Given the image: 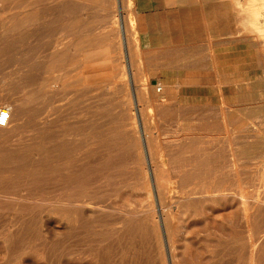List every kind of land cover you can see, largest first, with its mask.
Returning a JSON list of instances; mask_svg holds the SVG:
<instances>
[{
	"label": "rangeland",
	"instance_id": "374dc122",
	"mask_svg": "<svg viewBox=\"0 0 264 264\" xmlns=\"http://www.w3.org/2000/svg\"><path fill=\"white\" fill-rule=\"evenodd\" d=\"M235 7L0 2V264H264V57Z\"/></svg>",
	"mask_w": 264,
	"mask_h": 264
},
{
	"label": "bare ground",
	"instance_id": "6f19581e",
	"mask_svg": "<svg viewBox=\"0 0 264 264\" xmlns=\"http://www.w3.org/2000/svg\"><path fill=\"white\" fill-rule=\"evenodd\" d=\"M4 1L5 0H0L1 3H4ZM118 1H121V0H118ZM234 2L236 3L235 8H237L238 12L243 15L242 16L244 18L243 28H245V30L249 33V35H245V36H248L249 38H251L258 46V52H257V50H256V52H257V56L260 60L261 56L264 57V0H243L242 3L240 2V0H234ZM119 3H121V2H119ZM121 7L122 6H120V8ZM123 9H124V7H123ZM123 12H125V10ZM118 13H120V12H118ZM2 27H0V81H3L4 65H5V60H4L5 59L4 58L5 53H4L3 43H2L3 36H4V30ZM13 29H16V23H14ZM128 36L129 35L123 36L124 41H125V45H126V40H127ZM135 42L137 45V40ZM126 49H127V45H126ZM80 57H82V56H80ZM5 107L8 109V119H7V123L4 126H6L8 124V122L10 121V118H11L10 107H8V106H5ZM4 126H0V129L3 128ZM163 137H165V136H163Z\"/></svg>",
	"mask_w": 264,
	"mask_h": 264
},
{
	"label": "built area",
	"instance_id": "2783aa9c",
	"mask_svg": "<svg viewBox=\"0 0 264 264\" xmlns=\"http://www.w3.org/2000/svg\"><path fill=\"white\" fill-rule=\"evenodd\" d=\"M8 119V109L6 107H2L0 109V126H4L7 123Z\"/></svg>",
	"mask_w": 264,
	"mask_h": 264
},
{
	"label": "crops",
	"instance_id": "0c3cea01",
	"mask_svg": "<svg viewBox=\"0 0 264 264\" xmlns=\"http://www.w3.org/2000/svg\"><path fill=\"white\" fill-rule=\"evenodd\" d=\"M256 55H257V52H256ZM258 57V56H257Z\"/></svg>",
	"mask_w": 264,
	"mask_h": 264
}]
</instances>
